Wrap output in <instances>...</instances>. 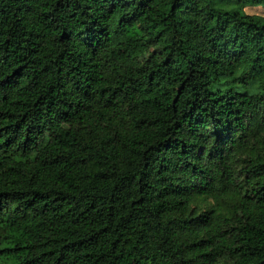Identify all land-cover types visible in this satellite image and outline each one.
<instances>
[{"label": "trees", "instance_id": "obj_1", "mask_svg": "<svg viewBox=\"0 0 264 264\" xmlns=\"http://www.w3.org/2000/svg\"><path fill=\"white\" fill-rule=\"evenodd\" d=\"M0 264H264V0H0Z\"/></svg>", "mask_w": 264, "mask_h": 264}, {"label": "rangeland", "instance_id": "obj_2", "mask_svg": "<svg viewBox=\"0 0 264 264\" xmlns=\"http://www.w3.org/2000/svg\"><path fill=\"white\" fill-rule=\"evenodd\" d=\"M247 12L250 14H257V13L263 12V9L262 8L248 7Z\"/></svg>", "mask_w": 264, "mask_h": 264}]
</instances>
